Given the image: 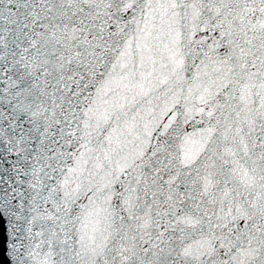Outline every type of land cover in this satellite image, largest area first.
I'll use <instances>...</instances> for the list:
<instances>
[{
	"label": "snow or ice",
	"instance_id": "obj_1",
	"mask_svg": "<svg viewBox=\"0 0 264 264\" xmlns=\"http://www.w3.org/2000/svg\"><path fill=\"white\" fill-rule=\"evenodd\" d=\"M11 264H264V0H0Z\"/></svg>",
	"mask_w": 264,
	"mask_h": 264
},
{
	"label": "water",
	"instance_id": "obj_2",
	"mask_svg": "<svg viewBox=\"0 0 264 264\" xmlns=\"http://www.w3.org/2000/svg\"><path fill=\"white\" fill-rule=\"evenodd\" d=\"M7 230L5 227V218L0 214V264H11L9 261L6 252H7Z\"/></svg>",
	"mask_w": 264,
	"mask_h": 264
}]
</instances>
